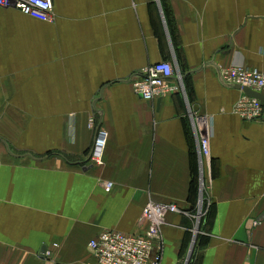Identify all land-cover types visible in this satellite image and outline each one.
<instances>
[{"label":"crops","instance_id":"1","mask_svg":"<svg viewBox=\"0 0 264 264\" xmlns=\"http://www.w3.org/2000/svg\"><path fill=\"white\" fill-rule=\"evenodd\" d=\"M54 11L0 7V264H88L101 231L143 230L151 198L192 214H168L161 264H264V123L234 111L243 90L219 76L232 63L264 70V0H54ZM162 60L185 90L145 100L128 79ZM92 113L107 131L98 167ZM197 117L211 128L203 173Z\"/></svg>","mask_w":264,"mask_h":264},{"label":"built area","instance_id":"2","mask_svg":"<svg viewBox=\"0 0 264 264\" xmlns=\"http://www.w3.org/2000/svg\"><path fill=\"white\" fill-rule=\"evenodd\" d=\"M0 7L15 8L42 20L51 19L55 12L54 0H0ZM219 76L229 86H240L241 90L247 87L264 95V70L244 63H232L228 67H220ZM128 80L137 94L150 101L185 90L182 72L175 70L173 63L168 60L151 63L132 74ZM234 111L245 121L264 123V99L243 91L235 102ZM206 123L207 120L204 118H194L193 125L197 133L201 157V173L205 163H210L211 159V128L206 126ZM89 126L95 132L89 153L91 167L102 166L107 131L99 123L96 113L90 115ZM105 185L110 187L112 183L105 182ZM204 187L202 181L201 197H204ZM202 203L200 198L199 204ZM177 212L192 215L174 202H163L151 198L145 204L140 216L143 230L139 233H127L114 229L101 231L89 242L93 250V259L88 264H161L162 228L167 222L168 214ZM202 214L203 210L199 207L197 217H201ZM58 246V243L53 244V248ZM50 255H52V248L45 252L46 258Z\"/></svg>","mask_w":264,"mask_h":264},{"label":"water","instance_id":"3","mask_svg":"<svg viewBox=\"0 0 264 264\" xmlns=\"http://www.w3.org/2000/svg\"><path fill=\"white\" fill-rule=\"evenodd\" d=\"M238 88H241L240 86H237ZM243 89V91L245 92V93H247V94H249V95H251V96H254V97H258V98H260V99H264V95L263 94H261V93H259V92H257V91H254V90H252V89H250V88H247V87H243L242 88ZM264 218V213L263 214H261V216L257 219V221H260L261 219H263ZM46 250H47V246H42V248H41V250H40V255L43 257V258H45V252H46ZM188 263V262H187ZM47 264H52V262L51 261H48V263Z\"/></svg>","mask_w":264,"mask_h":264},{"label":"rangeland","instance_id":"4","mask_svg":"<svg viewBox=\"0 0 264 264\" xmlns=\"http://www.w3.org/2000/svg\"><path fill=\"white\" fill-rule=\"evenodd\" d=\"M198 180V179H197ZM199 202H200V200H199ZM199 202H198V209H199V207L203 210V214L205 213V210H207V208L210 210V207H208V205H209V202L207 201V199L206 198H204L203 196L201 197V202H203L202 204H199ZM207 202H208V204H207ZM208 213H209V211H208ZM202 214V219L204 218V215Z\"/></svg>","mask_w":264,"mask_h":264},{"label":"trees","instance_id":"5","mask_svg":"<svg viewBox=\"0 0 264 264\" xmlns=\"http://www.w3.org/2000/svg\"><path fill=\"white\" fill-rule=\"evenodd\" d=\"M183 78H184V81H185V84H186V80H185V77L183 76ZM197 187V186H196Z\"/></svg>","mask_w":264,"mask_h":264}]
</instances>
